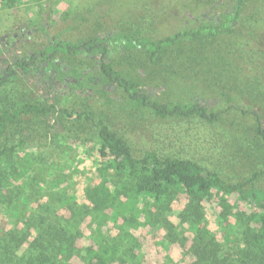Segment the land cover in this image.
<instances>
[{
  "label": "rangeland",
  "instance_id": "rangeland-1",
  "mask_svg": "<svg viewBox=\"0 0 264 264\" xmlns=\"http://www.w3.org/2000/svg\"><path fill=\"white\" fill-rule=\"evenodd\" d=\"M227 4V0H18L11 6L0 5V72L9 63L40 51L51 37L87 39L114 30L164 36L203 11L216 16ZM246 8L242 26L254 30L256 37L263 36L264 0H250ZM259 43L263 44L253 36L201 38L168 49L160 56L154 71L145 60L136 57L124 58L122 68L133 72L144 89L160 101L196 98L215 106L229 97L230 105L257 106L253 102L255 95L245 91L243 79L249 76L246 79L249 83L255 77L256 66L247 59L255 56ZM228 51L236 56L234 60ZM248 51L251 53L245 54ZM190 56L210 61L222 58L231 64L224 62L225 68L220 69L222 77L208 75L202 65L193 72L182 71L178 59L183 61ZM58 58L61 64L76 65L97 75L98 64L93 59L64 55ZM42 71L37 67L28 72L30 75H21L15 84L0 88V109L9 103L31 101L47 105L63 100L58 95L69 91L67 85L59 81L55 70ZM180 76L191 80L185 83L179 79L181 86ZM109 94L112 101L121 104L123 96L112 89ZM84 105L94 107L97 117L119 133L137 157L155 151L161 157L194 160L230 183L245 181L258 173L253 184L264 190V152L258 153L254 146L250 118L245 120L232 113L210 124L198 118L160 119L150 112L132 113L93 97ZM241 122L245 123V129ZM86 138L96 139L87 128L60 114L25 116L0 138V147L22 140L33 145L26 148L25 154L0 163V264H37L42 252L54 254L55 241L63 235L70 237L72 243L65 255L55 247L57 262L86 264L82 256L84 248L95 243L100 231L112 236L120 227L130 233L123 247H141L137 255L144 264H194V254L184 247L193 246L191 239L195 233L190 232L187 224L186 232L178 229L186 201L176 202L170 210L149 206L151 220L141 217L144 225L136 229L122 218L118 222L112 220L110 212L92 213L83 191L97 161L95 151L85 152L81 146L80 139ZM141 205L137 207L144 208ZM217 220L218 212L213 206L202 223L218 242L224 243Z\"/></svg>",
  "mask_w": 264,
  "mask_h": 264
},
{
  "label": "trees",
  "instance_id": "trees-1",
  "mask_svg": "<svg viewBox=\"0 0 264 264\" xmlns=\"http://www.w3.org/2000/svg\"><path fill=\"white\" fill-rule=\"evenodd\" d=\"M17 1L0 0V5L11 6ZM227 3L226 9L216 16L203 11L175 32L164 36L114 30L105 36L97 35L87 39L65 40L51 37L40 51L8 64L0 72V88L15 84L21 75H30L28 72L38 67L43 71L55 70L59 81L67 85L69 91L58 95L63 100L47 105L31 101L7 104L0 109V138L25 116L60 114L75 125L87 128L90 135L96 138L80 139L85 152L90 149L96 153L95 171L87 180L83 191L93 214L106 215L110 212L112 220L118 222L122 218L127 225L136 229L144 225L141 217L146 216V220H151L149 206L170 210V206L184 200L186 205L181 213L178 229L186 232L187 224L190 232L195 233L191 239L193 246L184 247L194 254V264H264V190L253 184L258 173L245 181L230 183L218 172L208 170L194 160L161 157L155 151H146L137 157L127 141L112 130L104 119L97 117L94 107L84 105L93 97L132 113L150 112L160 119L198 118L210 124L220 122L232 113L239 114L245 120H252L249 131L255 138L254 146L259 150L258 153L264 152V34L256 37L254 30L242 26L250 0H227ZM236 36H253L257 42L261 40L263 43H259L260 48L255 56L247 59V62L256 66L255 77L249 83L246 82L249 76L243 79L245 91L255 95L253 102L257 106L243 103L230 105L229 97L227 101H221L215 106H209L196 98L191 101H160L144 89L133 72L122 68L124 58L136 57L139 61L145 60L153 67L146 64L150 70L154 71L160 56L176 45L201 38ZM210 50L214 53L213 48ZM228 53L231 54V60L236 58L230 51ZM250 53L245 52L248 55ZM239 54L241 55L240 51ZM60 55L95 60L98 64L97 75L76 65L59 63ZM221 59L210 61L209 58L193 59L190 56L178 61L182 71L193 72L197 66L202 65L208 75L219 74L218 77H222L220 69L225 68V63L229 65L231 62ZM248 67L249 65L246 68ZM179 79L185 83L191 80L187 76H180L178 82L181 86ZM111 89L123 96L121 104L109 97ZM223 95L224 93L220 96ZM239 124L245 129V123ZM28 147L33 145L25 140L0 147V163L9 157L25 154ZM23 173L26 174L27 171ZM137 205L144 208L139 209ZM213 206L218 212L216 223L224 243L218 242L214 234L210 233L209 227L202 223L207 211ZM90 226L93 227V222ZM129 234L121 227L112 236L100 231L95 243L84 248L82 256L86 264H131L134 261L144 264L142 257L137 255L141 247H123L124 239ZM71 243V238L63 235L56 239L54 246L59 247L58 252L65 255ZM55 247L54 254L50 251L42 252L37 258V264H70L57 262Z\"/></svg>",
  "mask_w": 264,
  "mask_h": 264
},
{
  "label": "flooded vegetation",
  "instance_id": "flooded-vegetation-1",
  "mask_svg": "<svg viewBox=\"0 0 264 264\" xmlns=\"http://www.w3.org/2000/svg\"><path fill=\"white\" fill-rule=\"evenodd\" d=\"M11 63H13V62H11ZM10 64V63H9ZM1 72H3V71H1Z\"/></svg>",
  "mask_w": 264,
  "mask_h": 264
}]
</instances>
